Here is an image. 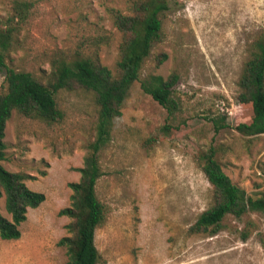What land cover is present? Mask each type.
Returning a JSON list of instances; mask_svg holds the SVG:
<instances>
[{"label": "rangeland", "instance_id": "374dc122", "mask_svg": "<svg viewBox=\"0 0 264 264\" xmlns=\"http://www.w3.org/2000/svg\"><path fill=\"white\" fill-rule=\"evenodd\" d=\"M19 1H25L22 16ZM136 1L0 0V28H13L7 65L45 83L62 59H97L116 74L122 33L114 12L130 13ZM168 4L161 36L100 151L104 173L97 194L106 218L95 233L97 264H264V211L228 214L214 235L188 233L213 203V185L202 168L211 146L234 182L253 196L264 195V134L247 136L234 127L252 119L251 107L238 101V82L255 41L264 37V0ZM5 73L0 69V92L6 89ZM173 73L176 107L169 113L142 81ZM56 96L62 119L49 123L14 111L7 121L3 164L30 174L27 185L45 199L28 208L19 238L0 236V264L67 261L58 241L69 234L70 217L60 210L72 202L70 183L81 177L98 105L95 93L81 87ZM220 114L230 126L216 131L211 118ZM0 212L11 219L4 196ZM247 226L252 232L243 238Z\"/></svg>", "mask_w": 264, "mask_h": 264}, {"label": "trees", "instance_id": "16d2710c", "mask_svg": "<svg viewBox=\"0 0 264 264\" xmlns=\"http://www.w3.org/2000/svg\"><path fill=\"white\" fill-rule=\"evenodd\" d=\"M19 1V16L24 15ZM169 8L168 0H137L133 11L114 12V21L122 33L120 43L121 58L116 74L97 59L81 57L71 61H58L49 83L27 70H19L7 65V52L12 46L13 28H0V69H5L6 89L0 92V198L5 197L6 209L11 219L0 212V236L17 239L21 236L20 225L27 218L29 207H37L45 199V194L31 189L26 179L30 174L7 169L6 125L14 111L52 123L63 118L64 112L57 102V92L61 89L81 87L95 93L98 105L95 138L88 143L84 164L79 168V181L70 183L73 190L72 202L60 210L70 217L67 224L68 235L60 238L58 244L66 248L65 264H97L101 253L95 243L97 227L106 218V206L97 194V183L104 173L100 151L107 145L115 117L122 114L123 104L133 83L140 78L144 60L152 46L161 36V14ZM167 57L163 54L160 59ZM178 75L173 73L167 79L155 76L151 81L143 80V89L155 100L174 112L176 102L173 87ZM238 101L249 105L251 121H242L234 127L244 135L264 134V37L258 38L250 57L246 60L239 79ZM226 114L212 117L215 130L230 126ZM169 130L170 126L164 125ZM202 168L213 185V203L200 213L189 227L190 234L214 235L224 228L223 220L228 214L240 217L249 210L264 211V195L253 196L233 181L216 157L211 146L204 154ZM252 228L246 227L242 237L247 238Z\"/></svg>", "mask_w": 264, "mask_h": 264}]
</instances>
